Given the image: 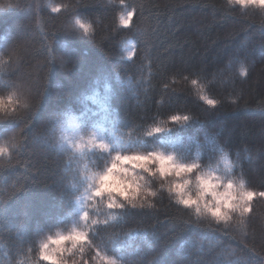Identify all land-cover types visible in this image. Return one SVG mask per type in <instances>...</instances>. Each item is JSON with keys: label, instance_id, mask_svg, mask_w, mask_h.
I'll return each instance as SVG.
<instances>
[{"label": "trees", "instance_id": "16d2710c", "mask_svg": "<svg viewBox=\"0 0 264 264\" xmlns=\"http://www.w3.org/2000/svg\"><path fill=\"white\" fill-rule=\"evenodd\" d=\"M80 2L86 6L77 11L91 23V36L78 29L70 34L77 0H0V49L16 48L11 72L0 69V99L12 95V81L22 80L27 102L39 108L38 131L27 139L16 135L26 147L10 148L11 159L0 157V264H50L39 259V244L73 229L87 230L93 243L83 253L64 251L67 264H100L97 251L128 264H223L228 246L236 249L232 260L264 264V197H254L241 240L176 204L167 192L173 177H149L137 168L157 192L149 197L156 208L112 221L107 197L86 198L85 180L111 159H101L107 154L98 150L80 157L60 146L75 123L85 139L96 131L121 145L178 151L200 164L189 178L226 174V155L237 165L233 179L243 178L246 190L264 191V12L228 0ZM130 8L136 15L125 28L120 16ZM12 107L28 116L19 102ZM53 114L62 122L49 123ZM172 115L193 122L174 125ZM156 126L173 131L147 137ZM20 127H27L26 119L18 124L0 113V144ZM83 210L101 225L108 219L109 227L85 225Z\"/></svg>", "mask_w": 264, "mask_h": 264}, {"label": "snow or ice", "instance_id": "6c2138e0", "mask_svg": "<svg viewBox=\"0 0 264 264\" xmlns=\"http://www.w3.org/2000/svg\"><path fill=\"white\" fill-rule=\"evenodd\" d=\"M109 3H114L115 0H108ZM123 2V0H121ZM231 5H240L244 8L253 6L264 12V0H228ZM86 5L77 0V3L72 6V15L76 17L74 19L73 27L70 30V34H75V31L82 30L84 35L91 36L93 28L91 23H87L79 17L77 9L83 8ZM51 11L54 13H60V6H52ZM136 15L135 8H130L120 16V24L128 28L131 26L133 16ZM18 47V46H17ZM16 48L5 47L0 49V69H5L7 72H11L13 68L12 61L15 57ZM8 57L6 60L5 57ZM65 64L67 61L64 62ZM243 74V73H242ZM195 83V81H193ZM11 87L14 89L12 95L8 97L10 106L4 104L3 99H0V113H3L9 120L22 123L27 120V127H20L14 131L9 143L7 145L0 144V157H8L11 159L10 148L16 150H22L26 147L25 144L20 143L16 139V135L19 134L23 139H27L28 133H36L38 129L34 127V122L38 119L39 108L34 107L27 102L25 83L20 81H12ZM19 102V106L23 109L29 110L28 116L24 117L17 112L16 107H12L13 104ZM207 104L215 107L217 101L208 99ZM105 113L108 112V108L105 107ZM107 119V115L104 117ZM171 121L174 125H181L184 127L189 126L193 122V118L189 115H172ZM61 117L58 114H53L49 118V123L56 124L61 123ZM165 131L172 132V128L167 130L163 127H153L146 133L147 137H153L156 134L164 133ZM103 132V129L100 130ZM60 140L61 148L64 144H67L69 148L73 150V153L78 154L80 157H86L89 152L99 151L101 154H107V156L101 155V159H111L110 166L104 168L102 172L91 173L85 176L87 182L88 195L87 199L95 201L97 198L103 200L107 197V209L110 210L108 215L112 221L122 219L127 216L132 210H154L156 205L149 200V197H156L157 192L152 191L150 187H145L148 182L145 177H141L137 183L129 187H124V180L120 176V165H137L142 167L139 169L143 173H146L149 177H159L162 180H167L168 177L173 176H185L194 173L200 168V164L197 162H189L183 155L176 152H169L167 150H142L132 145H121L119 141H113L103 134H98L93 131L87 139L83 135H80L77 131L75 123L70 132H65L61 135ZM162 162L166 166L162 167ZM222 163L224 170L228 176V182L233 192H238L240 195L234 197V202L229 205L227 210L214 211L211 209H205L201 211L199 207L189 203L187 200L175 197V202L178 205H182L185 209H193L198 217L207 215L217 225H222V228L217 231L224 235H231L233 238L239 236L241 240H246L248 236V228L251 221V214L253 213L252 201L254 197L259 195L264 197V191L259 193L246 190L243 178L233 179V169L237 167L227 156L222 157ZM154 166V167H153ZM127 171L126 167L123 169ZM164 187V185H161ZM168 191H175V185L168 186ZM80 219L85 225H101L99 220H90L89 212L82 211ZM102 227H109V220L105 219L102 222ZM64 241H70L71 247L65 249L63 247ZM93 243L89 237L87 230L78 231L73 229L72 232L65 235H58L56 238L49 236L46 240L39 244V259L42 261H48L50 264H67L63 259L64 251L68 252V255H73L76 252L83 253L85 245L91 246ZM117 242L113 241L115 246ZM55 245V247H52ZM228 253L223 257V264H253L248 258H238L232 260L231 257L235 254L236 249H232L230 246ZM100 256V264H128L123 257H115L112 255H100L99 251L96 253Z\"/></svg>", "mask_w": 264, "mask_h": 264}, {"label": "clouds", "instance_id": "9594fccd", "mask_svg": "<svg viewBox=\"0 0 264 264\" xmlns=\"http://www.w3.org/2000/svg\"><path fill=\"white\" fill-rule=\"evenodd\" d=\"M6 106H10V102L3 99ZM131 165V164H130ZM166 166L162 162V167ZM120 176L124 180V187L129 185L134 186L137 181L143 177L134 170L142 167V165H131L132 170L124 171V165H120ZM169 186L175 185V191L167 192L174 197H180L187 200L189 203L196 205L201 211L211 209L214 211L227 210L229 205L234 202V197H238V192H233L228 182L226 174H214L213 172L202 173L189 178L185 176H173L172 180L168 181ZM145 187H150L146 184Z\"/></svg>", "mask_w": 264, "mask_h": 264}]
</instances>
